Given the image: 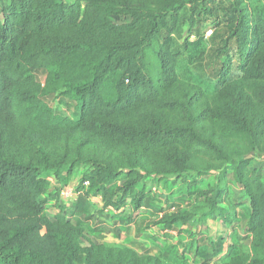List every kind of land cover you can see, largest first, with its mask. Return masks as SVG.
I'll use <instances>...</instances> for the list:
<instances>
[{
  "label": "trees",
  "instance_id": "16d2710c",
  "mask_svg": "<svg viewBox=\"0 0 264 264\" xmlns=\"http://www.w3.org/2000/svg\"><path fill=\"white\" fill-rule=\"evenodd\" d=\"M57 95L77 118L53 109ZM262 154L264 0H0V264L170 263L91 240L60 205L51 216L71 185L49 192L48 176L79 172L77 197L110 190L114 224L129 203L135 222L154 193L192 194L187 209L166 200L164 234L195 219L231 229L199 241L194 264H264ZM230 177L243 235L238 208L223 206Z\"/></svg>",
  "mask_w": 264,
  "mask_h": 264
},
{
  "label": "rangeland",
  "instance_id": "374dc122",
  "mask_svg": "<svg viewBox=\"0 0 264 264\" xmlns=\"http://www.w3.org/2000/svg\"><path fill=\"white\" fill-rule=\"evenodd\" d=\"M69 1V0H68ZM211 32H208L210 35ZM39 80L44 82L45 73L39 74ZM49 103L57 111V113L64 114L70 118H77L79 112L75 101L67 99L63 96H56L49 100ZM253 165L257 167L264 176V154L253 156ZM83 173L79 172L73 176L69 182L57 181L53 176H48L49 187L54 189H61L65 184L71 185L77 189L80 186V181ZM214 177L203 178L199 182L200 187H205L208 182H214ZM120 182L118 183V185ZM230 195L228 201L224 203V207L234 208L237 207V219L233 226L237 228L239 234L243 235L244 227L247 222V203L243 198V192L238 184L230 177ZM148 186H153L152 182ZM79 197L72 200H63L59 197L57 200L54 197L50 198L48 210L51 216L56 214L59 210L58 206L64 209V212L72 218L81 219L86 222L87 236L93 241L114 242L116 244H125L128 246L138 247L141 254L162 252L165 251L170 256L169 264H194L201 259L196 254V248L199 241L210 237H218L220 235H229L230 228L224 226L217 219H210L208 221H200L195 219L189 226L174 228L172 232L164 234L165 230L158 224L159 219L162 217L161 211L166 206V200L169 204H174L180 208H190L193 205L192 194L187 192L178 191L176 187L171 190L165 191V197H158L155 193L148 198L146 205L140 211V217L135 222H129L128 218L132 212L130 203L123 208L120 213L122 222L117 225L114 224V212L106 207V201L111 197L110 190L105 194H96L95 192L86 191ZM159 190V189H157ZM51 191V192H52ZM171 191H173L171 193ZM171 193V194H170ZM170 194V197L168 196ZM78 196V195H77ZM168 198H167V197ZM91 197L95 198L92 202ZM57 200V202L55 201ZM57 204V206H56ZM237 204V205H235ZM111 210V212H110ZM131 224L129 232L128 225ZM151 235H155L154 238ZM184 256L186 261L180 258Z\"/></svg>",
  "mask_w": 264,
  "mask_h": 264
},
{
  "label": "built area",
  "instance_id": "2783aa9c",
  "mask_svg": "<svg viewBox=\"0 0 264 264\" xmlns=\"http://www.w3.org/2000/svg\"><path fill=\"white\" fill-rule=\"evenodd\" d=\"M84 185L86 188H88L90 186L89 181H86ZM61 196L65 200H70V199L77 197V193L74 191L72 186H65V187H63V189L61 191Z\"/></svg>",
  "mask_w": 264,
  "mask_h": 264
},
{
  "label": "crops",
  "instance_id": "0c3cea01",
  "mask_svg": "<svg viewBox=\"0 0 264 264\" xmlns=\"http://www.w3.org/2000/svg\"><path fill=\"white\" fill-rule=\"evenodd\" d=\"M121 221H117V223L115 224V225H117L118 223H120ZM109 243H114V242H109ZM116 244V243H115ZM132 248H134V249H139L138 247H134V246H131ZM138 251V250H137ZM138 252H140V251H138ZM141 253V252H140Z\"/></svg>",
  "mask_w": 264,
  "mask_h": 264
}]
</instances>
